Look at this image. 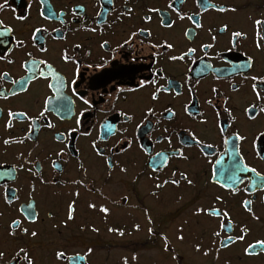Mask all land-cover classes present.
<instances>
[{
    "label": "flooded vegetation",
    "instance_id": "obj_1",
    "mask_svg": "<svg viewBox=\"0 0 264 264\" xmlns=\"http://www.w3.org/2000/svg\"><path fill=\"white\" fill-rule=\"evenodd\" d=\"M125 2H127L128 7L134 9L131 19L125 18L122 23L117 21L112 24L111 29L104 24V31L101 32L97 25L102 24L104 20L111 23L117 14L123 11ZM214 2L235 6L237 11L235 13H218L215 11L204 13L201 17L203 28L195 29L197 34L191 42L183 33L186 29L194 26L188 19L183 21L177 19L176 14L167 8L168 0H45V7L51 6L57 14L61 11L65 13L64 24H61L59 19L41 18L39 16V0H8L7 7L0 9V20L4 22L5 26H11L15 30L13 35L16 38H23L26 45L24 49H14L11 54V58L15 61L14 64L8 65L0 62V71H8L12 80L25 74L20 63L25 58L24 53L26 51H31L38 59L49 60L57 68L68 74L71 65H65L60 60L64 48H68L69 53L72 54L71 45L80 43L89 46L95 58L98 53L103 52L99 48L102 40H108L115 47V41L120 40L127 31L145 27L152 30L153 42L166 38L170 43H173L174 48L160 56L158 65L152 67L153 69L156 66L163 67L165 74L178 82L180 87L177 91L181 93L179 96H175L172 92H162L160 99L156 102L150 101L149 98L151 86L137 93L129 94L128 101L126 103L121 101L118 107L130 109L131 112L135 113V120L130 123H124L123 118L116 113H107L112 123H117L119 127L128 128L126 134L128 138L136 137L133 140L132 149L118 158L122 164L127 166V174H122L119 169H116L112 173L111 180L107 183H105L106 169L103 161L96 157L90 147L91 140L95 139L97 134L101 132L98 127L93 128L91 136H79L71 144L68 143V140L57 142L54 139L55 133L64 132L67 135V127L75 126L74 119L60 121L49 113V118L55 125L53 129L39 128L31 134L35 137L34 139H25L23 144L3 145L4 138L8 136L23 137L28 130V121L18 119L13 120L12 129H5L8 109L11 108L13 111L26 110L29 115L36 113L42 106L44 96L48 94L46 81L33 82L29 85L27 92L7 100L0 99V109L3 110V114L0 115V166H2L0 171L9 169L13 165L18 167L19 164L23 163V160L17 158L20 152H23L30 161V163L24 164V169L19 170L18 177L14 181L10 178L0 179V248L11 249L16 244L27 246L35 259V264H72L70 260H56L54 252L64 250L71 256L74 252L84 254L88 247H91L93 252L87 257V264H122L121 257L125 255L129 257L128 264H153V262H147L144 259L146 255L141 254V251H147V249L139 247L147 246V244L156 245L161 241L158 237L149 236L147 232V228L150 226L144 216V208H147L153 218L155 229L169 236L176 252L180 254V251L185 250L186 253H189L190 258L194 257L197 261L183 259L179 264H186L187 262L195 264H264V253L247 256L243 252L249 243H253L257 239H264V202L260 199L264 196V191H257L254 194L255 199L252 207L260 216V220L255 221L241 206L242 200L253 198L252 194L240 191L232 195L225 189L209 183L212 171L211 160L214 157L206 158L195 145L186 147L181 143L189 132H195L205 143L213 144V152L221 154L224 146L220 142L214 110L205 101L212 98L213 102L216 103L218 100L230 97L228 107L236 120H231L227 113L221 112L219 122L228 126L229 133L239 129L241 134L247 135V140L240 142L245 160L251 166L256 167L259 172L264 173V160L256 158L252 147L255 134L264 131V113L259 114L255 120H249L246 117L244 108L248 107L250 103H257L259 107V102L255 101L251 92V82L242 81L241 76L234 74L230 65L225 62V58H227L231 63H240L244 53H247L253 56L256 61L253 72L249 75L264 71V50L258 51L255 48L253 26V20L261 18L264 14V0H214ZM2 3L3 0H0V4ZM77 5H81L85 9L83 22L92 27H97L96 33L83 30L68 31L69 27H80L78 22L80 14L73 15V9ZM149 7H159L170 12L172 20L176 21L174 26L172 28L161 27L162 13H149L152 20L145 22L142 17ZM181 7L188 14L199 11L195 0H185ZM98 12L101 13L100 16H97ZM21 15L28 18L23 21L16 19ZM224 23H227L229 28L221 35L220 27ZM35 27H41L45 30L42 33L43 39H38L41 34H37V37L32 35ZM210 27L213 30L211 33L208 31ZM53 29L65 33L66 39L56 38V32ZM237 30L246 32L247 39L238 38V47L228 51L231 33ZM212 35L217 36L216 46L209 50L207 57H204L198 48L195 57L175 62L167 60L168 55H178L181 51H186L187 47L212 42ZM138 39H143V37H138ZM147 43L148 41L145 40V44ZM41 45L46 47L48 51L40 52ZM147 51L148 49L145 48L141 56L145 55ZM216 52H221L222 56L215 57ZM110 55H112L111 52L107 53L106 58ZM198 57H203V60L197 59ZM209 57L212 58L209 59ZM193 59L196 60L195 63H192ZM142 62L149 64L148 60ZM206 64H211L212 67H204ZM202 68L203 71L201 72L200 69ZM90 71L84 73L85 79L89 77ZM141 75L147 76L148 69L142 68ZM186 75L192 77V92L189 91V85L185 79ZM217 76L220 78L217 79ZM197 79L199 80L198 84ZM159 83L165 84V80L160 79ZM234 83L240 85L236 92H233L230 87ZM0 85L5 90L13 87L11 80L0 81ZM213 88L218 90L219 95L212 91ZM153 104L156 115L147 117L151 124H145L140 129H135V124L145 117L146 106ZM77 105L80 107L79 101H77ZM186 105L190 112L204 113L208 123L200 124L201 117L199 115H187L185 112ZM167 107H171L176 112V116L172 120L166 119L165 108ZM102 118L103 114L101 113H97L94 117L96 120ZM165 128L171 133V145L168 144L167 140L157 142L158 137L168 135L164 131ZM120 138L119 134L109 136L107 145L110 146ZM103 144L104 142H101V146ZM140 144L150 148L152 155L160 151L170 153L173 148L183 147L184 154L188 159L170 156L167 166L152 173V176H158L160 181H163L173 178L172 173L175 172L174 178L179 179V173L184 171L194 181V185L189 186L185 181H181L178 186L168 184L158 191L159 198L152 196L151 192L154 191L153 186L156 180L149 178L152 167L151 161L149 156L140 150ZM61 148L64 149L65 154L57 157L55 152ZM73 148L79 150V157L73 153ZM29 151H31V156H28ZM78 159H82L85 165L89 167V178L94 180L97 189L102 188L104 196L108 199L104 200L99 192H90L85 188H80L81 195L77 199L75 219L68 221L67 227H60L57 230L53 225H60L61 221L66 219V206L71 199L70 193L77 188L71 183L65 186V181L71 178H79L82 175L77 169ZM52 160H57L64 171L54 170L51 166ZM28 168H32V172L27 171ZM38 168H42V172ZM137 173L142 174L137 177ZM41 175L47 183H40L39 177ZM246 175L250 176L251 173ZM33 183L36 185L34 193L31 192L30 188ZM5 185L8 189L16 190L19 197L14 199L11 205L5 203ZM240 187L243 189L244 185ZM214 195L222 196L223 203L214 201ZM121 196L128 197L127 204L118 203L114 205L110 203L112 200L119 201ZM9 198H11L10 193ZM33 200L35 201V209L39 214L35 224L29 223L25 219L23 211L24 206ZM89 202H95L97 209H89L87 207ZM100 203H106L112 208L107 220L98 210ZM210 203L220 208L227 207L233 222L237 225L234 232H221L222 237L228 234L238 235V225L241 223L251 229L243 241H236L227 248L220 249L219 258H216L215 253V249L219 245V238L213 237L212 232L219 230L220 218L192 215L196 206ZM12 219L21 220L22 228L27 227L29 233L35 230L38 235L36 237H32L30 234L22 236L20 230L17 229L16 238L8 237V225ZM184 220H187L188 223L184 226L183 235L185 239L181 242L177 241L175 236L179 234L176 229ZM133 223H140L141 229L135 231L132 228ZM81 225H89L90 227L82 231ZM91 226L97 227L99 232H92ZM109 227L123 228L124 236L109 232L107 230ZM138 243L140 244L136 246ZM196 243L201 244V252L194 250L193 245ZM117 244L121 246L118 253L110 254L113 246L116 247ZM205 247L210 249L207 257L203 256ZM133 252L138 255L136 261L131 259ZM168 254L170 257L168 261H172V253L168 252ZM174 261V263L169 264H177V261Z\"/></svg>",
    "mask_w": 264,
    "mask_h": 264
},
{
    "label": "snow or ice",
    "instance_id": "obj_2",
    "mask_svg": "<svg viewBox=\"0 0 264 264\" xmlns=\"http://www.w3.org/2000/svg\"><path fill=\"white\" fill-rule=\"evenodd\" d=\"M185 0H168L167 8L176 14L177 19L183 21L188 19L191 21L193 28L186 29L183 35L191 42L196 36L195 29H202L203 24L201 22V17L204 13L208 11H215L218 13H235L237 7L229 6L221 3H216L214 0H195L196 7L199 9L198 12H193L188 14L182 10V5ZM39 16L43 19H59L61 24H64L63 19L65 13L57 14L53 11L51 6L45 7V0H39ZM8 0H3L0 4V9L7 7ZM114 7V6H113ZM134 9L128 7L127 2H125L123 11H120L117 16L109 23L104 20L102 24H98L97 27L100 28L101 32L104 31L103 25L106 24L109 29L112 28V24L117 21L123 22L125 18L131 19ZM80 14V19L78 20L79 28H68V31H86L89 33H96L97 27H92L83 22V15L85 14V9L81 5H77L73 9V15L76 16ZM149 13H162V18L160 20L161 27L172 28L176 23L172 20L171 13L165 11L159 7H149L146 9L145 14L142 19L145 22H150L152 16ZM101 13H97L100 16ZM26 16H18V20H26ZM254 26V45L255 48L260 51L264 50V14L261 18H256L253 20ZM229 28L227 23H224L220 27V34L222 35ZM14 29L11 26H5L4 22L0 20V62H4L8 65L14 64L15 61L11 58V54L14 49H24L26 48L25 41L23 38H16L13 33ZM45 30L41 27H35L32 31V35L38 39H43L42 33ZM56 32V38L66 39V34L62 33L58 29H53ZM209 33L213 30L210 27L208 29ZM138 37H143V39H138ZM244 38L247 39V33L243 31H233L230 36L228 51L236 49L238 47L237 39ZM91 39V37H89ZM145 40L148 41L145 44ZM217 40L216 35L211 36V41L209 43H200L197 46L187 47L186 51H181L178 55H168L167 60L169 62L184 61L186 58L195 57L197 49L199 48L204 57L208 56L209 50L215 48V41ZM87 47V50L85 48ZM99 48L103 50L102 53H98L95 58L93 57L92 50L89 46L76 43L71 45L72 54L69 53L68 48H64L60 55V60L65 64L71 65L70 72L66 74L61 69L57 68L54 63L49 62L47 59L36 58L31 51H26L24 53L25 58L21 61L20 67L24 70V75L20 76L18 79L12 80V77L8 71H0V81L11 80L13 87L5 90L2 85H0V99L7 100L10 97L17 96L20 93L28 91V87L33 82L43 80L46 81V88L48 94L44 96L42 106L39 110L29 115L28 111H13L11 108L8 109L7 117L5 122V129L13 128V120L28 121V130L23 137L8 136L3 139V145L10 146L12 144H23L25 139H34L35 137L31 135L34 130L39 128L53 129L55 125L49 118V113L54 115L58 120H70L74 119L75 126H69L66 129L67 135L64 132H56L54 139L57 142H62L68 140L71 144L77 137H89L92 134L93 128H99L101 132L97 134L95 139L91 140L90 147L94 151L96 157H98L105 166V183L111 180L112 173L116 169L122 174H127L128 168L120 162L118 159L120 156L127 153L133 147V140L136 139L128 138L126 135L128 133L127 127H119L117 123H112L107 115L109 112L116 113L119 117L123 118L124 123H130L135 120V113L131 112L130 109H124L118 107L121 101L127 102L129 99V94L137 93L142 89L151 86L152 90L149 93L150 101L156 102L160 99V94L172 92L175 96H179L181 93L177 91L180 87L177 81L173 80L169 75L165 74V69L161 66H156L153 69V65H158L159 57L164 55V53L169 52L174 48L173 43H170L166 38L157 40L153 42V34L150 28L138 27L135 30H129L121 37L120 40L115 41V47L109 43L108 40H102L99 44ZM147 48L148 51L145 55L141 56L144 49ZM6 49V50H5ZM40 52H47L48 49L41 45ZM127 50V51H126ZM111 52L112 55L107 56L106 54ZM135 53V54H133ZM221 52H216L215 57H221ZM212 57H209L211 59ZM197 59L203 60V57H198ZM237 59H240L237 57ZM148 60L149 64H144L142 61ZM139 62V63H138ZM196 60L193 59L192 63ZM225 62L230 65L234 74H239L242 81H250V89L254 96L256 102H259V107L257 103H250L248 107L244 108V113L249 120H255L256 117L264 113V71H259L254 74L249 75L253 72V66L256 63L253 56L244 53L243 59L240 63H231L230 60L225 58ZM204 67L210 68L211 64H206ZM147 68L148 75H141V69ZM90 75L85 79V72H89ZM203 71V68L200 69ZM220 77L217 76V79ZM160 79L165 80V84H160ZM186 82L189 85V91L192 92V77H185ZM199 80L197 79V84ZM231 89L233 92L239 90L240 85L232 84ZM212 91L219 95L218 90L213 88ZM230 97H225L223 100H218L216 103L213 102L212 98H209L205 103L214 110L215 119L217 121V129L220 135V142L224 146L221 154H217L212 151L213 144L205 143L201 140L195 132H189L188 135L181 141L182 145L186 147H191L195 145L201 154L208 158L214 157L211 160V175L209 177V183L217 185L220 188L225 189L230 192V194L235 195L240 191H244L246 194H252V199H244L241 201V206L248 212L252 219L255 221L260 220V216L256 214L253 210V200L255 199V193L257 191H264V173L257 170L256 167L251 166L246 160L241 150L242 141L247 140L246 134H241L239 129L231 133L228 132V126L220 123L219 119L221 112L228 114V117L235 121L236 117L232 116V111L228 107V100ZM79 101L80 107L77 105ZM145 117L139 123L135 124V129H140L143 125L151 124V121L147 119L149 115L155 116V106H146ZM167 113L166 119L172 120L176 116V112L171 108H165ZM185 112L189 116L199 115L201 119L200 124H207L208 120L204 117V113L197 112L193 113L188 111L187 105L185 106ZM97 113L103 114L101 120H96ZM3 114V110L0 109V115ZM167 136H161L157 138V142L162 140H167L168 144L171 145V133L167 128L164 129ZM119 134L121 137L115 143L110 146L107 145V140L109 136H115ZM101 142H104L101 146ZM255 156L259 160H264V131L257 132L255 134L253 144H252ZM139 148L142 152L149 156L151 161V173H149L150 179H155L154 191L151 195L158 197V191L164 188L168 184L178 186L181 181H185L189 186L194 185V181L189 178L187 172L181 171L179 173V179L174 178L176 173H172L173 178L164 179L160 181L159 177H153L152 173L158 172L161 168L166 167L169 158L176 157L179 159H188L184 154L183 147H177L171 149L170 153L165 151L156 152L154 155L151 153V149L147 148L144 144H140ZM73 153L79 157V150L73 148ZM64 149L61 148L55 152L57 157L63 156ZM28 156H31V151H29ZM18 159L23 160V163L19 166H11L9 169L0 171V179H11L15 180L18 177L19 170L24 169L25 163H30V161L25 157L23 152L18 153ZM227 158V159H226ZM51 166L54 170L58 172H63V167L59 164L57 160L51 161ZM2 168V166H0ZM77 169L82 174L79 178H71L65 181V186L68 183L76 185L75 191L70 193L71 199L66 206V219L61 221L60 225H53L57 230L60 227H67L68 221L75 219L76 204L77 199L80 197V188H85L90 192H99L104 200L108 197L104 196L102 188L97 189L95 187L94 180L89 178V167L85 165L82 159L77 160ZM42 172V168H38ZM27 171L32 172V168H28ZM251 173V175H246ZM142 173H137V177ZM40 183L45 184L47 181L44 180L43 176L39 177ZM88 181V183H85ZM241 185H244L241 189ZM31 192L36 191V185L33 183L31 186ZM9 193L11 198H9ZM16 190L8 189L5 185L4 199L5 203L11 205L14 199H18ZM261 201L264 202V196H262ZM213 200L218 203H223V197L220 195H214ZM128 197L121 196L119 201L112 200L111 204L124 203L127 204ZM87 207L92 210L97 209V204L95 202L87 203ZM99 212L103 214L104 219L107 220L108 216L112 212V208L106 203L99 204ZM23 211L25 213V219L29 223L35 224L39 214L35 209V201L28 203L24 206ZM192 215L195 217H200L201 215L220 218V223L218 225L219 230L213 231L212 236L219 238V245L215 249L216 258H219L220 249L227 248L229 245L235 243L236 241H243L245 237L250 233L251 229L241 223L238 225L239 234L238 235H225L221 236V232H234L237 225L233 222L230 215V211L227 207L220 208L215 204L208 205H198L192 211ZM144 216L147 220L148 225L147 232L149 236L158 237L162 242V251L171 252L172 259L180 261L184 259L182 254L176 252L172 245V241L169 236L164 232H158L154 227V221L152 216L149 214L148 209L144 208ZM188 223L187 220L181 222L180 226L176 229L179 233L175 236L177 241H184L185 236L184 226ZM81 230H87L89 225H81ZM132 228L135 231L141 229L140 223H133ZM17 229L20 230L22 236L32 237L38 235L37 231L32 230L29 233L27 227H21V220L12 219L8 225L7 236L16 238ZM109 232H115L119 236H124V229L120 227H109L107 229ZM92 232H99L97 227L91 226ZM215 243V241H213ZM196 252H201L202 246L200 243L193 245ZM210 249H203V256L207 257L209 255ZM93 252L91 247H88L84 254L79 252H74L71 256L67 254L64 250H56L54 256L56 260H70L72 264H87V257ZM243 252L247 256L259 255L264 253V239H257L253 243H249ZM133 261L138 260L137 253L133 252L131 255ZM122 264H128L129 257H121ZM0 264H35V259L33 255L30 254V250L27 246H21L16 244L11 249L0 248Z\"/></svg>",
    "mask_w": 264,
    "mask_h": 264
},
{
    "label": "rangeland",
    "instance_id": "obj_3",
    "mask_svg": "<svg viewBox=\"0 0 264 264\" xmlns=\"http://www.w3.org/2000/svg\"><path fill=\"white\" fill-rule=\"evenodd\" d=\"M140 238V237H139ZM141 239V238H140ZM140 243L136 244V246H138ZM162 241H159L156 245H151V244H147V246H139L140 248H145L147 249V251H141L142 255H146L144 257L145 260H147V262H153V264H169V263H174L175 261H168L170 259L168 252H163L162 251ZM121 248V246L119 244L116 245V247L113 246V250L112 252H110V254H116L118 253V249ZM184 257V260H188L191 259L195 262L196 258L191 257L189 253H186V251H180ZM171 256V255H170ZM143 260V258H142ZM186 264H195L193 262H187Z\"/></svg>",
    "mask_w": 264,
    "mask_h": 264
}]
</instances>
